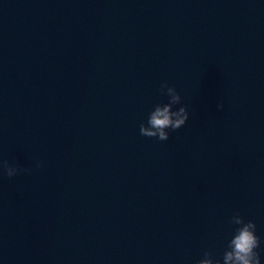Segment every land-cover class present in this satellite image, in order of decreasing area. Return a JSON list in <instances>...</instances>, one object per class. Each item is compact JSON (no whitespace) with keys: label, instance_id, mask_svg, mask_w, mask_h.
<instances>
[{"label":"water","instance_id":"95a60500","mask_svg":"<svg viewBox=\"0 0 264 264\" xmlns=\"http://www.w3.org/2000/svg\"><path fill=\"white\" fill-rule=\"evenodd\" d=\"M239 213L256 224L264 264V82L231 132L174 204L115 264H223Z\"/></svg>","mask_w":264,"mask_h":264},{"label":"clouds","instance_id":"9594fccd","mask_svg":"<svg viewBox=\"0 0 264 264\" xmlns=\"http://www.w3.org/2000/svg\"><path fill=\"white\" fill-rule=\"evenodd\" d=\"M169 97L168 103L155 105L149 115L146 124H140V134L145 137H156L160 141H167L170 131H177L182 128L189 119V111L186 106H181L173 110L175 105L181 103V96L174 86H169L165 81L161 85V93ZM218 109L223 108V103L217 104ZM36 168H40V162L36 163ZM30 173V169L21 168L17 164H10L6 159H0V176L12 179L21 174ZM231 223L236 225L235 232L228 241L227 249L223 254V264H261L260 255L256 249L260 245V238L256 235V224L252 220L245 222L244 218L235 213L231 218ZM196 264H221L220 260H214L210 251L203 253V258Z\"/></svg>","mask_w":264,"mask_h":264}]
</instances>
